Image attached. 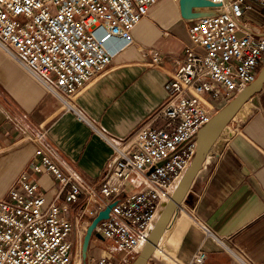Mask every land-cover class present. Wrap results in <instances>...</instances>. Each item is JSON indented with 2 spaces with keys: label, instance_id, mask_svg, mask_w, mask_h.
Returning a JSON list of instances; mask_svg holds the SVG:
<instances>
[{
  "label": "built area",
  "instance_id": "built-area-1",
  "mask_svg": "<svg viewBox=\"0 0 264 264\" xmlns=\"http://www.w3.org/2000/svg\"><path fill=\"white\" fill-rule=\"evenodd\" d=\"M159 1L0 0V50L55 96L64 111L91 124L75 96L133 44L134 26ZM207 1L215 6L203 10L211 13L187 21L183 59L169 77L162 104L126 137L97 130L111 147L99 188L57 152L46 129L20 113H7L34 150L0 196V264H131L136 259L154 216L194 157L198 131L220 104L254 80L264 62V34L257 35L258 26L246 17L253 6L247 0ZM250 1L264 10V0ZM143 54L151 65L161 60L156 50ZM42 173L52 175L57 185L50 200L32 178ZM113 202L107 219L93 230L102 240L92 236L90 241L102 243V253L83 260L80 234L86 221ZM66 214H72L73 223ZM197 223L209 233L206 224ZM206 261L199 248L185 264Z\"/></svg>",
  "mask_w": 264,
  "mask_h": 264
},
{
  "label": "crops",
  "instance_id": "crops-1",
  "mask_svg": "<svg viewBox=\"0 0 264 264\" xmlns=\"http://www.w3.org/2000/svg\"><path fill=\"white\" fill-rule=\"evenodd\" d=\"M252 22L257 35L264 34V21ZM187 28L171 0L152 5L131 32L133 44L75 96L76 107L91 124L64 111L55 96L0 50V196L34 150L6 117L12 112L46 129L57 152L99 188L109 169L111 147L97 130L126 137L162 104L169 77L183 59ZM149 50L160 54L158 64L151 65L143 54ZM228 128L231 134L219 152L209 151L147 264H185L199 248L207 254L206 264H264V85ZM32 178L48 200L56 195L52 175ZM66 217L73 223L72 214ZM197 222L206 224L209 233ZM93 250L90 244L87 256L97 257Z\"/></svg>",
  "mask_w": 264,
  "mask_h": 264
},
{
  "label": "water",
  "instance_id": "water-1",
  "mask_svg": "<svg viewBox=\"0 0 264 264\" xmlns=\"http://www.w3.org/2000/svg\"><path fill=\"white\" fill-rule=\"evenodd\" d=\"M177 6L180 18L188 21L208 15L211 12H205L203 9L211 8L215 5L207 0H179ZM263 85L264 62L262 63L254 80L233 99L224 104L222 108L213 114L210 121L200 128L196 135V150L190 165L178 181L169 200L161 209L146 243L144 244L136 259L131 264H147L148 260L152 257L157 247L160 236L168 227L172 216L184 201L185 196L195 177L204 167L210 149L215 146V152H219L222 149L226 139L229 137L228 136L226 139L220 140V134L222 130L226 127V125H228L230 120L238 112L241 106L252 96L257 94ZM114 204L115 202L109 204L106 208L99 211L96 216L90 220V223L86 227L81 242V257L83 260H85L87 257L92 236L98 240H102L101 235L97 232L93 233V230L100 221L107 219L108 211Z\"/></svg>",
  "mask_w": 264,
  "mask_h": 264
},
{
  "label": "rangeland",
  "instance_id": "rangeland-1",
  "mask_svg": "<svg viewBox=\"0 0 264 264\" xmlns=\"http://www.w3.org/2000/svg\"><path fill=\"white\" fill-rule=\"evenodd\" d=\"M247 3H250L253 6L254 9H253V11H250V12L246 13V17H248V19H250V20L254 19L255 21H257V19H260V20L264 21V15H260L259 14V12H261V14H264V10L261 11L260 7L258 5H256V4L252 3V1H250V0H247ZM220 107L222 108V104L219 105V108ZM102 246L103 245L100 242L94 243L93 244V249H95V250H93L91 252V254L95 255V256H98L99 254H101L102 252H100V250L102 249Z\"/></svg>",
  "mask_w": 264,
  "mask_h": 264
},
{
  "label": "bare ground",
  "instance_id": "bare-ground-1",
  "mask_svg": "<svg viewBox=\"0 0 264 264\" xmlns=\"http://www.w3.org/2000/svg\"><path fill=\"white\" fill-rule=\"evenodd\" d=\"M244 104H245V103H244ZM244 104H243V105H244ZM243 105H242V106H243ZM242 106H241V107H242ZM240 109H241V108H240ZM240 109L238 110V112L240 111ZM238 112H237V113H238ZM237 113H236V114H237ZM236 114L234 115V117L236 116ZM234 117H233V118H234ZM233 118H232V119H233ZM232 119H231V120H232ZM231 120H230V121H231ZM229 123H230V122H229ZM229 123H228V124H229ZM230 134H231V131H230V129L228 128V125H226V127L222 130V132H221V134H220V140H224V139H226ZM215 149H216L215 146L212 147V148L210 149V152H212V151L215 150ZM206 161H207V158H206ZM206 161H205V162H206ZM159 213H160V212H158V213L154 216L155 219L158 218ZM165 230H166V229H165ZM165 230H164V231H165ZM164 231H163V233H164ZM163 233H162V235H163ZM162 235L160 236V238L162 237ZM81 237H83L82 234H80V238H81ZM159 240H160V239H159ZM157 244H158V243H157Z\"/></svg>",
  "mask_w": 264,
  "mask_h": 264
}]
</instances>
